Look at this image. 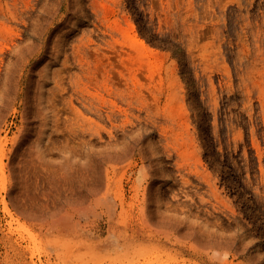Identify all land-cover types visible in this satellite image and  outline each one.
<instances>
[{
	"label": "rangeland",
	"instance_id": "rangeland-1",
	"mask_svg": "<svg viewBox=\"0 0 264 264\" xmlns=\"http://www.w3.org/2000/svg\"><path fill=\"white\" fill-rule=\"evenodd\" d=\"M0 264H264V0H0Z\"/></svg>",
	"mask_w": 264,
	"mask_h": 264
},
{
	"label": "bare ground",
	"instance_id": "bare-ground-1",
	"mask_svg": "<svg viewBox=\"0 0 264 264\" xmlns=\"http://www.w3.org/2000/svg\"><path fill=\"white\" fill-rule=\"evenodd\" d=\"M112 156L114 157V155H111L110 157H112ZM108 157H109V156H108Z\"/></svg>",
	"mask_w": 264,
	"mask_h": 264
}]
</instances>
